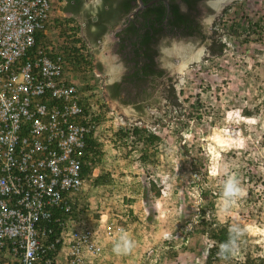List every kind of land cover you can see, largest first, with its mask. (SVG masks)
<instances>
[{"label":"rangeland","instance_id":"374dc122","mask_svg":"<svg viewBox=\"0 0 264 264\" xmlns=\"http://www.w3.org/2000/svg\"><path fill=\"white\" fill-rule=\"evenodd\" d=\"M214 8L203 16L207 34L213 26V54L204 42L183 36L159 44L158 64L166 71L151 90L156 101L108 96L107 84L128 69L114 49L120 24L89 32L100 42L86 54L92 66L71 71L82 91L89 84L106 100L96 128L102 156L93 171L106 181H85L79 208L86 223L101 216L116 226L104 240L100 264H205L211 241L196 225L200 207L208 205L200 190L207 200L215 196L214 217L236 233L234 245L213 264H237L245 255L251 264H264V0H216ZM221 41L218 51L213 43ZM198 50L199 59L180 72L181 62ZM167 76L173 92L165 97ZM131 124L159 137L146 148L151 155L144 164L138 160L142 145L116 142L117 128ZM122 238L131 241L130 251H123Z\"/></svg>","mask_w":264,"mask_h":264},{"label":"built area","instance_id":"2783aa9c","mask_svg":"<svg viewBox=\"0 0 264 264\" xmlns=\"http://www.w3.org/2000/svg\"><path fill=\"white\" fill-rule=\"evenodd\" d=\"M49 12L50 0H0V264H100L116 226L79 208L96 168L84 137L99 141L106 100L74 80L79 43L43 39Z\"/></svg>","mask_w":264,"mask_h":264},{"label":"trees","instance_id":"16d2710c","mask_svg":"<svg viewBox=\"0 0 264 264\" xmlns=\"http://www.w3.org/2000/svg\"><path fill=\"white\" fill-rule=\"evenodd\" d=\"M123 3L118 6V10L116 13L114 12V15L112 17H107V19L103 20L101 15V10H99V13L97 14L96 21L93 23L97 28L96 32L102 34L105 32L107 27L116 25L120 18L125 16L130 8L132 7L129 3V0H122ZM143 3H145L146 0H142ZM163 0H156V2H153L149 7L146 9L137 12L135 14V18L132 21H129L126 27H124L122 30H119L117 32L118 35H120V38L124 39H130L131 36H133L135 33H137L136 37L139 40V46H135V42L131 41L130 46L132 47V60L134 61V64L141 63L138 68L133 70L131 74L128 75V81H133L134 79H140L141 75H158L160 70L152 68L153 62L152 58L156 54V51L152 49L151 51H148V55L145 53V51H142V45H144V42L147 43L148 40L152 36L155 35V33H159L160 35L163 34L162 27L160 25L162 18L164 17L166 20L165 28L164 30L167 32H171L173 28H176L178 30H181L185 35H191L197 32L200 25L199 23H195L196 21L195 15L193 14L194 6L196 3L200 0H182L187 5L186 11H181L179 8V5L175 0H166L167 4H163ZM107 3V2H105ZM109 5V4H108ZM197 10V8H196ZM225 10V9H224ZM107 13V12H106ZM138 17L143 18V20H138ZM125 21V20H124ZM197 22V21H196ZM95 33V32H94ZM93 33V34H94ZM124 35V37H121V34ZM162 36V35H161ZM93 39V38H92ZM91 39V40H92ZM94 40V39H93ZM71 43H79V47H84L83 44L79 39H73L71 40ZM122 47H125L124 44H121ZM214 48L216 50H221L223 47L222 43H213ZM75 52H77L76 48H73ZM214 49H212L213 51ZM142 51V52H141ZM145 53V57L141 58L140 55H143ZM139 56V58H138ZM148 58V61L146 59ZM81 60H83L81 58ZM85 60V59H84ZM86 64L91 67L92 64L87 59L85 60ZM107 89L109 92V97L112 99H116L119 102L127 103L126 101H123L119 98L120 95V89L118 83L114 82L110 85H107ZM169 94L171 93L172 88L169 86L168 88ZM140 106L136 105V109ZM96 119V118H95ZM98 122V119H96ZM114 135L117 139L116 142L122 143V145H128L130 148L134 149L137 145L140 146L139 149V156L138 160L139 162H142L144 164L146 161H148L149 156L151 155L148 153L146 148L149 146H153L155 142L159 141V137L151 132L148 128L138 126L136 124H131L130 126H120L117 128V130L114 132ZM84 143H85V157L89 158L92 165H97V162L101 159L102 156V147L101 143L95 139V137L92 136V132L89 134H86L84 137ZM82 173L84 175L90 173V167L87 165L82 166ZM105 178L102 175H97L93 178L94 184H103L105 183ZM200 197L203 200H206L208 205L207 207H200V210L198 212V218L196 220V225L200 227V232L211 241V245L206 248V254H205V264H213L214 260H217L214 257V253L219 250V248L222 249V251L227 250V248L234 245L236 241V233L231 230L227 224L220 223L216 220V218L213 215V201L212 199L215 196H209L210 200H207V196L204 191L200 190ZM215 195V194H214ZM252 260L249 259L248 256L245 255L244 260L240 264H251Z\"/></svg>","mask_w":264,"mask_h":264},{"label":"flooded vegetation","instance_id":"af4514ba","mask_svg":"<svg viewBox=\"0 0 264 264\" xmlns=\"http://www.w3.org/2000/svg\"><path fill=\"white\" fill-rule=\"evenodd\" d=\"M175 1L179 5V8L181 9V11L187 10V5L184 1H182V0H175ZM215 1L216 0H200L196 3V5L194 6V9H192L193 10L192 15H195L197 22L196 21H194V22L199 23L200 27L196 33L191 34V35H185L181 30H178L176 28H173L171 32L164 33V32H166L164 30L166 20L164 17L162 18L161 23H160V25L163 29V31H162L163 34H161L162 36L159 33H155L154 36H152L150 39H147L148 40L147 43L144 42V45H142V48H143L142 51H145V53L147 55H148V51H151L152 49H154L156 51V54L152 58L153 66H151L152 68L160 70L161 73H159L156 76L155 75H141L140 79H134L133 81H128V75L131 74L133 72V70L138 68L140 66V64L142 63L141 62V63L134 64V61L131 59L133 54H132V47L129 44L131 41H133V42H135L136 47L139 46V44H138L139 40L136 37L137 33H135L133 36H131L130 39H127V38L122 39V38H120V35H118L117 33H116V35H114V37L116 38L115 43H114V49L116 50L117 53H119L121 55L122 59L125 61L126 67L128 68L125 71V73L123 74L122 80L114 81V82L118 83L119 88H121L120 89V95H119V98L121 100L126 101V102L156 101V98H152L151 90L157 88L160 85V83H162L159 80L162 77H164V71H166L165 69L160 67L158 64V62H159L158 56L160 54L159 44H163L165 42V38L172 37V36H174V37L183 36V37L195 40L197 42H204V50H206L207 53H209V52H211V54L214 53V51H212V47H211L212 42H213V36H212L213 26H210L211 27V33L207 34L206 29H203L204 28V22L206 23V20L203 18V16H208V13L213 12ZM227 1H229V0H225V2H227ZM100 2H101V6H102L101 15H102L103 20L107 19V17H112L114 15V12L116 13V11L118 10V6L123 3L122 0H100ZM105 2H107V3H105ZM140 2H141V7L139 6L137 0H129V3L132 7L130 8L129 12L125 15V21H123V23L121 24L120 30H122L124 27H126L128 22L132 21L135 18V14L137 12H140V11L146 9L153 2H156V0H146L145 3H143V1L140 0ZM162 2H163V4H167L166 0H163ZM222 2H224V0H222ZM196 8H197V10H196ZM94 20L96 21V19H94ZM138 20H143V18L138 17ZM93 26L95 28H97L94 24H93ZM121 37H124V35L121 34ZM121 44H124L125 47H122ZM198 51H201V50H198ZM197 52H195V53H197ZM145 53L143 55H140V57L144 58ZM200 54H201V52H200ZM138 58H139V56H138ZM146 61H148V58L146 59ZM166 81L168 83H167V89L165 90V93H166L165 97H168V96H170L168 87L170 85H172L171 77L167 76ZM114 82H112V83H114ZM112 83H108L107 85H110Z\"/></svg>","mask_w":264,"mask_h":264},{"label":"crops","instance_id":"0c3cea01","mask_svg":"<svg viewBox=\"0 0 264 264\" xmlns=\"http://www.w3.org/2000/svg\"><path fill=\"white\" fill-rule=\"evenodd\" d=\"M101 9L100 0H50L49 19L42 37L47 43L56 44H59L62 39L68 43L73 39H79L84 46L83 48L86 49V54L89 55L90 44L94 46L100 43L98 38L94 41L89 32L92 35L95 32L94 19L97 18ZM124 20L125 16L121 17L116 25L120 24L121 26ZM116 25H113L112 28Z\"/></svg>","mask_w":264,"mask_h":264},{"label":"clouds","instance_id":"9594fccd","mask_svg":"<svg viewBox=\"0 0 264 264\" xmlns=\"http://www.w3.org/2000/svg\"><path fill=\"white\" fill-rule=\"evenodd\" d=\"M225 1V0H224ZM224 6V5H223ZM215 9V8H214ZM213 12H214V10H213ZM217 39V38H216ZM220 43H222V44H224V42L223 41H221ZM123 239V251H125V252H127V251H130L131 250V248H132V243H131V241H129L127 238H122ZM211 245V244H210ZM209 245V246H210ZM115 251H117V252H120L121 251V246L120 245H117L116 246V248H115ZM224 252H225V250L224 251H222V253L218 256V257H215L216 259H218L221 255H223L224 254ZM205 254H206V252H205ZM215 254V253H214ZM204 258H205V256H204ZM241 262H239L238 264H240Z\"/></svg>","mask_w":264,"mask_h":264},{"label":"bare ground","instance_id":"6f19581e","mask_svg":"<svg viewBox=\"0 0 264 264\" xmlns=\"http://www.w3.org/2000/svg\"><path fill=\"white\" fill-rule=\"evenodd\" d=\"M200 51H198L197 53L190 55L189 58L185 59L183 62H181V64L178 66V70L181 72L183 71V69L186 68V66L188 65V63L190 62H195L194 60L199 59L200 57Z\"/></svg>","mask_w":264,"mask_h":264},{"label":"water","instance_id":"95a60500","mask_svg":"<svg viewBox=\"0 0 264 264\" xmlns=\"http://www.w3.org/2000/svg\"><path fill=\"white\" fill-rule=\"evenodd\" d=\"M137 2H138V4H139V6L141 7V2H140V0H137ZM130 15V14H129ZM121 27V26H120Z\"/></svg>","mask_w":264,"mask_h":264}]
</instances>
